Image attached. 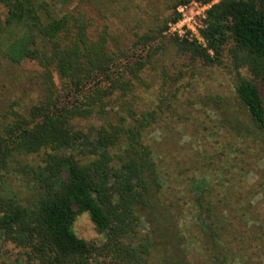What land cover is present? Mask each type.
Masks as SVG:
<instances>
[{
    "label": "trees",
    "instance_id": "16d2710c",
    "mask_svg": "<svg viewBox=\"0 0 264 264\" xmlns=\"http://www.w3.org/2000/svg\"><path fill=\"white\" fill-rule=\"evenodd\" d=\"M189 1L212 0H173L162 22L112 48L106 31L81 12L57 15L44 0H0V59L36 63L44 91L25 112L11 111L0 123V248L9 243L14 249L0 264H152L151 234L175 235L173 204L160 198L162 177L142 138L155 112L136 113L125 98L161 54V32L178 17L176 6ZM199 35L203 46L174 39L177 50L209 64L225 49L231 67L250 76L236 71L234 93L248 125L239 124L235 133L264 147V0L210 3ZM91 119L99 123L78 127ZM31 155L39 160L26 161ZM13 173L27 186V197L4 193ZM213 188L195 184L185 210L208 264H233L243 251L223 236L233 206L215 198ZM83 212L100 235L97 242L72 230ZM142 219L149 232L141 233Z\"/></svg>",
    "mask_w": 264,
    "mask_h": 264
},
{
    "label": "rangeland",
    "instance_id": "374dc122",
    "mask_svg": "<svg viewBox=\"0 0 264 264\" xmlns=\"http://www.w3.org/2000/svg\"><path fill=\"white\" fill-rule=\"evenodd\" d=\"M44 1L57 15L74 10L91 17L93 23L106 31L108 45L115 48L127 44L133 32L162 22L170 13L168 7L173 0ZM184 11L202 24L192 4ZM3 12L0 5V15ZM164 30L161 54L151 66L145 67L140 83L125 98L131 101L136 113L155 112L154 120L142 131V138L150 147L162 177L160 198L173 204L170 209L176 214L171 217L177 224L175 235L151 234L152 264H181L180 255L188 264H208L200 234L187 213L192 188L205 182L214 187L215 198L229 201L228 205L233 206L226 214L230 223L223 232L232 249H243L233 264H264V147L257 139L241 138L235 133L239 124L248 125L234 93L236 71L244 77L250 76L243 69L231 67L225 49L213 63L189 60L175 46V40L184 38L168 35ZM259 89L264 98V83L259 84ZM43 92L36 63L12 64L0 59V123L10 117L11 111L25 112ZM114 105L113 109L117 110V104ZM98 123L96 119L84 120L78 127L86 131L90 124ZM38 160L36 155L26 159L32 163ZM2 189L5 194L22 198L28 194L27 186L16 173L7 176ZM238 209L244 216L239 217ZM140 226L141 233L151 229L143 219ZM72 230L85 241L100 239L84 212L75 216ZM5 252L6 256L14 255L9 243L0 248V259H7Z\"/></svg>",
    "mask_w": 264,
    "mask_h": 264
},
{
    "label": "built area",
    "instance_id": "2783aa9c",
    "mask_svg": "<svg viewBox=\"0 0 264 264\" xmlns=\"http://www.w3.org/2000/svg\"><path fill=\"white\" fill-rule=\"evenodd\" d=\"M215 1H211L213 3ZM210 3L201 4L199 2L192 1L188 4H192L197 8V11L194 13L195 16H198L203 19L204 11L209 6ZM188 4H179L175 11L178 15L175 21L168 22L164 32L168 35L176 36L179 38L190 39L195 41L197 44L204 45L203 39L199 35L200 24L197 23L195 17L192 15H187L185 9Z\"/></svg>",
    "mask_w": 264,
    "mask_h": 264
}]
</instances>
